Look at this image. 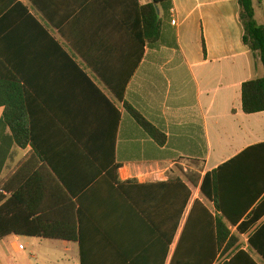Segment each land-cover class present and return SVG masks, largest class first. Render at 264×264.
Segmentation results:
<instances>
[{
  "label": "crops",
  "instance_id": "obj_1",
  "mask_svg": "<svg viewBox=\"0 0 264 264\" xmlns=\"http://www.w3.org/2000/svg\"><path fill=\"white\" fill-rule=\"evenodd\" d=\"M18 1L36 20L0 0V86L17 78L26 87L21 102L46 162L31 145L12 144L11 129L2 128L0 152L9 155L0 176V231L8 234L0 264H170L194 201L214 209L200 191L207 173L225 164L230 181L238 169L236 192L251 184L246 198L264 188V148L245 153L264 144V112L246 114L242 105L243 84L262 78L264 66L243 43L238 0H172L169 13L159 10L161 39L143 55L133 18L119 16L124 7L112 0H38L46 13ZM253 5L264 25V0ZM127 77L119 101L106 80ZM4 113L0 107V122ZM113 144L119 182H135L124 190L104 170ZM178 179L192 197L166 258L164 226L134 208V200L149 198L135 186ZM164 200L157 193V217ZM242 238L243 250L264 264L248 235Z\"/></svg>",
  "mask_w": 264,
  "mask_h": 264
},
{
  "label": "trees",
  "instance_id": "obj_2",
  "mask_svg": "<svg viewBox=\"0 0 264 264\" xmlns=\"http://www.w3.org/2000/svg\"><path fill=\"white\" fill-rule=\"evenodd\" d=\"M30 1L46 13L38 0ZM96 1L99 3L110 2V0ZM11 2L14 3V8L22 9L25 15L36 20L29 13L28 7L18 0H11ZM112 2H115L118 9L124 7L120 9L119 16L133 18L135 30L142 43V55L146 44L154 46L159 42L163 33V23L158 10L161 8L163 12L169 13L172 8V0H152L151 3L145 5L141 4V0H112ZM238 4L240 7L239 20L243 27V43L260 57L264 66V25H259L255 20L253 0H238ZM48 17L50 18V16ZM204 48L206 50L205 45ZM97 73L100 74L98 71ZM129 80L130 77H127L123 81H116L115 84L110 80H106L119 101L124 99ZM26 95H28V91L26 87L21 85L20 79L13 78L8 81L6 86H0V107H5L4 116L0 122V131L3 127H9L12 132V136H10L11 143H15L16 140L21 147L31 145L42 162L45 163V153L36 143L30 128V119L26 114L27 110L24 102H21ZM242 105L246 114L264 112V76L243 84ZM127 108L146 130L150 132L154 130L140 113L128 106ZM120 121L121 113L118 111V125ZM258 148L263 149L264 144L252 147L245 153H250ZM8 155L9 150L0 152V176ZM239 159L240 156L232 160L229 165L237 163ZM115 160V147L113 144L110 152L111 166L110 168L105 167L104 170L107 171V176L111 177L114 183L124 190L127 185H133L135 182H119L118 171L120 165L115 164ZM226 167L228 166L224 164L204 176L200 191L213 204L214 209H210L199 199L194 201L170 264H221L224 259L225 264H238L241 259L255 264L250 254L243 250L244 246L241 239L244 234L248 235L249 248L264 259V221L261 222L264 219V188L256 196L246 198L248 191L245 187L250 188L251 184L244 185L240 193L236 192L238 189L237 182L240 179L238 169L234 170L232 179L228 181L225 177ZM199 182L200 177L196 185ZM232 183H235V185L232 186ZM62 184L67 191L70 190L68 183ZM135 188L142 191L140 192L142 194L148 193L149 200L146 197L142 201L134 200V208L140 212L147 223L154 225L155 228L158 224L164 226L166 258H168L170 246L173 244L179 224L190 204L192 192L179 179L144 186L136 185ZM157 193L165 196L164 216L160 214L159 217H157L156 212L158 205ZM161 207L162 202L160 201L159 208ZM2 209L7 208L2 207L1 211ZM233 228H236L235 232L232 231ZM7 234L0 231V239ZM64 240L71 241L74 239Z\"/></svg>",
  "mask_w": 264,
  "mask_h": 264
},
{
  "label": "built area",
  "instance_id": "obj_3",
  "mask_svg": "<svg viewBox=\"0 0 264 264\" xmlns=\"http://www.w3.org/2000/svg\"><path fill=\"white\" fill-rule=\"evenodd\" d=\"M172 15H173V16L175 15V12H174V11H172ZM176 23H177V21H176V19L174 18V19L172 20V24L176 25Z\"/></svg>",
  "mask_w": 264,
  "mask_h": 264
},
{
  "label": "rangeland",
  "instance_id": "obj_4",
  "mask_svg": "<svg viewBox=\"0 0 264 264\" xmlns=\"http://www.w3.org/2000/svg\"><path fill=\"white\" fill-rule=\"evenodd\" d=\"M197 195H198V197H200V192H199ZM241 242L243 243V246H245V243H246V242H245V239L242 238V239H241Z\"/></svg>",
  "mask_w": 264,
  "mask_h": 264
},
{
  "label": "water",
  "instance_id": "obj_5",
  "mask_svg": "<svg viewBox=\"0 0 264 264\" xmlns=\"http://www.w3.org/2000/svg\"><path fill=\"white\" fill-rule=\"evenodd\" d=\"M160 12H159V10H158V14H159Z\"/></svg>",
  "mask_w": 264,
  "mask_h": 264
}]
</instances>
